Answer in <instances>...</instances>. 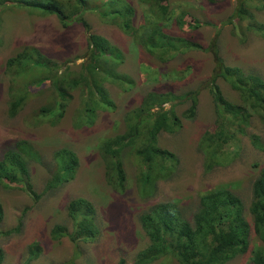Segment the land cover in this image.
Here are the masks:
<instances>
[{
    "label": "rangeland",
    "instance_id": "rangeland-1",
    "mask_svg": "<svg viewBox=\"0 0 264 264\" xmlns=\"http://www.w3.org/2000/svg\"><path fill=\"white\" fill-rule=\"evenodd\" d=\"M127 1L135 9L134 31L148 25L150 29L149 22L153 21L162 33L201 48H185L186 51L176 56L170 54L163 60L158 53L151 54L139 45V33L125 32L120 22L107 20L99 16L96 6L90 7L84 19L91 25V32L106 38L123 53L125 62L118 71L134 85L125 90L112 82L105 83L116 108L99 112L95 124L88 126L81 125L76 118L87 97L81 90L72 93L73 100L63 120L37 123L41 107L56 97L49 84L42 89L34 88L23 110L15 117L10 116V89L14 83L8 75V60L33 47L57 62L61 74L68 68L79 73L86 60L83 57L89 54V34L77 22L65 28L56 16L30 12L18 8L17 2L0 0V160L21 141L33 145L40 157L30 164L35 195L21 187L0 184V204L5 214L0 224V264H121L122 261L134 264L147 242L139 222L143 212L160 203L180 201L185 217L192 222L200 207L199 194L219 186H227L242 200L252 224L248 210L253 200V185L264 167V115L251 119L245 134L238 135V147H229L233 155L210 171L206 170L199 144L206 132L214 130L216 122L211 94L216 64L206 50L218 40L219 54L227 66L264 79V33L248 29L250 22L238 23L231 18L241 0L214 4L203 0H170L163 4L168 11L176 13L169 22L158 19L154 13L158 9H150L153 4L147 0ZM250 4L252 22L264 26V0H250ZM184 13L183 21H178ZM217 85L228 101H240L238 93L224 79H219ZM152 91L177 95L198 93V107L194 119H183L184 127L179 133L161 135L160 146L178 158L176 171L157 184L152 197L145 198L137 184L139 173L129 158L125 160L131 180L128 189L119 192L107 183L100 144L124 132V116ZM192 104L190 97L178 102V116L182 117ZM166 108L170 109L171 104ZM252 136L260 138L259 148L253 145ZM62 149L76 154L79 167L73 179L51 189L49 183L59 169L56 153ZM78 198L91 201L97 208L101 233L92 243L81 242L76 247L68 237L54 240L52 232L57 226L66 227L69 233L73 231L67 206ZM17 227H21L19 233L13 231ZM9 231L13 233L7 234ZM255 246L264 247V244L254 235L249 251L229 264H252L250 258ZM36 247L42 249L39 255L31 253H35ZM151 264L177 263L163 258Z\"/></svg>",
    "mask_w": 264,
    "mask_h": 264
},
{
    "label": "trees",
    "instance_id": "trees-1",
    "mask_svg": "<svg viewBox=\"0 0 264 264\" xmlns=\"http://www.w3.org/2000/svg\"><path fill=\"white\" fill-rule=\"evenodd\" d=\"M9 1L13 2L11 4L17 2L18 8L30 12L56 16L65 28L75 22L82 24L89 34L90 47L88 57H83L86 60L80 66L79 73H72V69L68 68V71L61 74L57 62L33 47L25 48L8 60V75L13 78L14 83L10 89V116L15 117L23 110L29 97H32L34 88L42 89L46 84L50 85L56 97L53 102L41 107L36 117L38 124L48 119L54 122L63 120L69 103L73 100L72 93L78 90L87 96L80 114L76 115L81 125L92 126L99 112L114 111L116 106L110 99L105 83L112 82L130 90L134 82L118 71L125 62L123 53L106 38L93 34L91 25L84 16L90 7L96 6V11H100L99 16L120 22L122 29L130 33L134 31L133 6L127 0H67V3L61 0H3L7 3ZM97 1L99 5H96ZM147 1L150 5L153 4L150 9H158L154 10L158 19L169 22L176 14L163 5L170 0ZM203 1L214 4L225 0ZM185 16L186 13L182 14L178 21L182 22ZM231 18L238 23L250 22L248 29L264 33L263 25L252 22L250 0H241ZM149 23L150 29L149 25L141 27L134 34L139 33L140 46L151 54L158 53L163 60L170 54L176 56L186 51L185 48H201L197 44L162 33V29L153 21ZM206 51L212 54L216 64L211 79L216 122L214 130L204 134L199 149L204 155L206 170L210 171L233 155L228 151L229 147H238V135L245 134V128L250 125L251 119L256 115H264V79L227 66L219 54L218 40H214ZM221 78L238 93V103L225 98L217 85ZM188 97L192 100V107L179 117L176 106ZM197 97L198 93L177 95L152 91L143 97L138 107L124 116V132L106 138L100 144L106 164V180L114 190L123 192L129 187L131 180L125 167L126 158L137 168V184L145 198L152 197L157 184L176 171L178 158L160 146V137L162 134L179 133L184 127L183 119L192 120L196 117ZM170 104L171 108L167 109L166 106ZM252 142L258 148L261 146L257 136H252ZM39 159L33 145L25 141L17 143L0 160V184L11 188L21 187L35 195L30 164ZM56 160L59 169L51 178V189L73 179L79 167L78 157L68 149L58 151ZM199 195L200 207L192 222L185 217L180 201L151 206L140 215L139 222L147 242L136 256L134 264H151L163 258L177 264H229L249 251L254 235L264 244V167L253 185V200L248 210L252 224L248 221L242 200L227 186H219ZM67 214L72 220L73 231L69 233L66 227L57 226L52 232L54 240L68 237L78 247L81 242L92 243L100 235L98 211L91 201L84 198L73 200L67 206ZM4 215L0 204V224ZM20 229L21 227H17L13 231L19 233ZM41 250V247H36L35 253L30 251L39 255ZM250 260L252 264H264V247L255 246ZM121 264H125L124 261Z\"/></svg>",
    "mask_w": 264,
    "mask_h": 264
}]
</instances>
